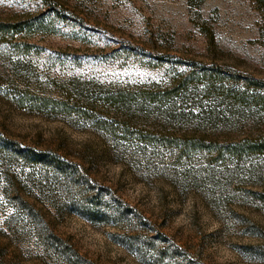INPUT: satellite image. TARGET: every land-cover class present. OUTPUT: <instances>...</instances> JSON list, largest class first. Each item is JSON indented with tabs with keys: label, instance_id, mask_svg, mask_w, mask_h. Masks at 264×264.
Masks as SVG:
<instances>
[{
	"label": "rangeland",
	"instance_id": "obj_1",
	"mask_svg": "<svg viewBox=\"0 0 264 264\" xmlns=\"http://www.w3.org/2000/svg\"><path fill=\"white\" fill-rule=\"evenodd\" d=\"M263 146L251 0H0V264H264Z\"/></svg>",
	"mask_w": 264,
	"mask_h": 264
},
{
	"label": "trees",
	"instance_id": "obj_2",
	"mask_svg": "<svg viewBox=\"0 0 264 264\" xmlns=\"http://www.w3.org/2000/svg\"><path fill=\"white\" fill-rule=\"evenodd\" d=\"M45 2H48V3H52V0H43ZM254 5L256 6V8H258L261 13L263 14L264 16V0H251ZM129 99V95L128 93H120L118 95H113V96H106L105 97V100L106 101H110L114 104L118 103V102H121V103H125L127 100ZM64 106H68V103L64 101L63 103ZM80 112H85L84 111H80ZM9 145V144H8ZM10 147H15L13 144L10 145ZM264 149V146L262 147ZM16 151H19L21 154H23L24 157H32L34 158L35 160H38V161H43V160H46L47 162L51 163L52 162V158L49 157V156H46L45 154L43 153H32L33 151L29 148H24V149H16Z\"/></svg>",
	"mask_w": 264,
	"mask_h": 264
}]
</instances>
